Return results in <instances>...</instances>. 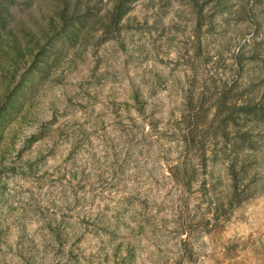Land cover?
<instances>
[{"label": "clouds", "instance_id": "clouds-1", "mask_svg": "<svg viewBox=\"0 0 264 264\" xmlns=\"http://www.w3.org/2000/svg\"><path fill=\"white\" fill-rule=\"evenodd\" d=\"M193 3L0 0L83 34L0 112V264H264V0Z\"/></svg>", "mask_w": 264, "mask_h": 264}, {"label": "rangeland", "instance_id": "rangeland-1", "mask_svg": "<svg viewBox=\"0 0 264 264\" xmlns=\"http://www.w3.org/2000/svg\"><path fill=\"white\" fill-rule=\"evenodd\" d=\"M220 1L221 5L217 3ZM229 0H204L203 6H199L200 0H194L193 10L198 15L203 16L204 8H209V18L215 19V15H223L227 11L226 4ZM223 9L222 13L220 12ZM12 13L7 17V23L5 28L0 31V89L3 90V95H0V101L4 96H7L19 75V68L24 64L30 62L31 56L39 49L41 41L45 40L46 32H32L26 29L22 25V22L17 18L19 16V10L12 5ZM131 10V9H130ZM202 27V25H200ZM82 33L79 34L77 41L82 37ZM263 45L257 44L255 49L256 55H262ZM64 51L59 50L58 56H62ZM264 73V69L261 70ZM26 83V82H24ZM257 88H253L252 93L260 94L261 90H264V82H261ZM261 101L264 103V97H261ZM224 103H227L225 99Z\"/></svg>", "mask_w": 264, "mask_h": 264}, {"label": "trees", "instance_id": "trees-1", "mask_svg": "<svg viewBox=\"0 0 264 264\" xmlns=\"http://www.w3.org/2000/svg\"><path fill=\"white\" fill-rule=\"evenodd\" d=\"M219 6L221 5L220 1H218L217 3ZM12 5H0V31L3 30L5 28V25L7 23V17H9L12 13ZM130 10V9H129ZM121 11H124V9H121ZM223 9L221 8L220 12L222 13ZM65 18H67L70 15V12H65ZM50 30L54 31L55 30V23L53 22V24L50 26ZM50 31V32H51ZM49 33L45 34V39H48V43L41 48L39 46V56H36V63L33 64L32 66V71L34 72H38L41 71L40 68V64L41 63H46V62H51L55 59H57L58 54H59V50L56 48V45L59 41H73V40H77L79 34H77L75 31L72 30V26H71V21H67L66 24V29L63 32L58 33L56 36H52L50 39L49 37ZM256 55V54H255ZM257 57L259 56H264V45H263V49H262V55H256ZM32 59V56H31ZM261 63H264V61H262ZM262 70V69H261ZM30 79V75H26L24 77V81H22L20 83L19 86H17L15 88V90H10L11 95L8 96V104L4 106V108H0V112H3L6 108L8 107H12L14 106V104L16 103L17 97L19 95H21L26 83L28 80ZM259 87V86H257ZM257 87H253V88H257ZM253 88H251L249 90V92L247 93V95H249L252 100L254 101L257 94L252 93ZM13 89V87H12ZM261 105H264V103L261 101L260 102ZM257 109H260L257 114L264 118V108H261L260 105H257ZM253 111L255 112L256 109H253Z\"/></svg>", "mask_w": 264, "mask_h": 264}]
</instances>
